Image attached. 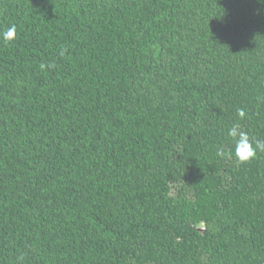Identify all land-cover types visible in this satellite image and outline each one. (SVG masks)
I'll list each match as a JSON object with an SVG mask.
<instances>
[{"label":"trees","instance_id":"obj_1","mask_svg":"<svg viewBox=\"0 0 264 264\" xmlns=\"http://www.w3.org/2000/svg\"><path fill=\"white\" fill-rule=\"evenodd\" d=\"M11 25L0 264H264V152L227 135L264 139V0H0Z\"/></svg>","mask_w":264,"mask_h":264},{"label":"clouds","instance_id":"obj_2","mask_svg":"<svg viewBox=\"0 0 264 264\" xmlns=\"http://www.w3.org/2000/svg\"><path fill=\"white\" fill-rule=\"evenodd\" d=\"M16 26L11 25L0 31V39L5 43L13 42L16 38ZM68 49L61 46L59 50V56L64 57ZM56 65L53 63H40L39 68L41 71L51 70L55 68ZM237 115L240 119H244L246 116L245 110L243 108L237 109ZM227 135L234 139L235 141V158L241 163L250 162L256 157L258 152H264V139L250 138L248 132L242 130L239 123L233 124L228 130ZM218 157L224 158L225 156H231L232 152H226L222 147H218L216 151Z\"/></svg>","mask_w":264,"mask_h":264}]
</instances>
